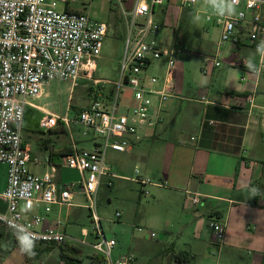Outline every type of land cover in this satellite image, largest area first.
Returning <instances> with one entry per match:
<instances>
[{"label":"built area","instance_id":"1","mask_svg":"<svg viewBox=\"0 0 264 264\" xmlns=\"http://www.w3.org/2000/svg\"><path fill=\"white\" fill-rule=\"evenodd\" d=\"M96 1L102 0H89ZM164 1L115 0L113 6L119 8L124 29V53L112 93L103 95L104 91L97 86L104 81L93 75L109 23L93 18L86 7L72 8L71 4L78 0H0V165L5 167V184L0 192L5 205V210L0 211L1 226L17 235L32 233L36 246L69 241L86 244L58 229L65 225V219L59 214L63 209L76 206L75 196L81 194L88 202L86 208L94 225L95 238L89 245L101 253V263L131 264L135 260L133 254L112 257L116 241L103 236L96 201L99 188H111L119 178L107 164V151L126 152L132 136L161 125L164 104L173 96L176 49L152 38L166 21L162 10L155 12V7ZM198 2L204 7L201 13L208 25L203 28L204 33L211 27L217 30L212 51L202 56L203 73L221 68L223 64L240 69L243 75L264 73V56L256 51L264 40V0H238L236 14L231 17L215 15L204 0H175L178 17L181 19L184 12L191 15ZM58 3L62 5L61 10H57ZM246 50L256 56L253 72L244 64L245 60H251L244 54ZM52 80L70 82L71 86L78 80L90 81L92 100L72 119L48 113L31 100L44 95V85ZM124 89L129 93L128 104L121 105L120 94ZM244 99L248 113L260 109L264 115V97H261L262 103L257 102L258 95L253 91ZM27 107L41 111L38 128L42 131L59 125L69 129L73 125L82 128L85 139L100 140L90 150L72 146L65 155L64 167L76 171L78 179L60 182L53 169L41 174L31 170L33 164L49 165V159L41 160L23 143L22 126ZM68 133L72 136L70 131ZM134 175L132 181L141 188L151 184V179L140 176L136 169ZM140 194L149 196L145 189L140 190ZM186 195L194 204L199 202L197 195L189 191ZM55 208L57 216L49 222L48 216ZM115 216L120 217V212ZM209 227L212 242L221 245L225 225L209 221ZM81 234L85 237L88 232L82 229ZM150 236L154 234L151 232Z\"/></svg>","mask_w":264,"mask_h":264},{"label":"crops","instance_id":"2","mask_svg":"<svg viewBox=\"0 0 264 264\" xmlns=\"http://www.w3.org/2000/svg\"><path fill=\"white\" fill-rule=\"evenodd\" d=\"M213 45L214 41L210 45L211 51ZM243 52L252 63L256 62L253 52ZM174 79L173 76V96L163 107L164 122L132 136L131 146L126 152L108 150L106 157L108 152L126 154L132 165L138 163L140 176L151 179V184L142 188L137 184L139 191L152 190L155 206L165 208V215L157 218L162 221L160 228L172 233L173 213H186L187 218L178 222L176 232L192 233V241L187 249L173 252L171 259L162 258V251H159L154 258L142 262L137 257L138 247L132 242V250L127 253L135 255L131 264H264V115L260 109L248 113L244 99L255 91L257 102L262 103L264 73L259 76L243 75L235 69H228L223 75L222 88L210 99L207 98L208 91L203 89L196 96L182 98L178 80ZM31 103L37 105L34 100ZM63 129L61 133L64 132L66 137H61V141L54 144L56 150L64 151L68 147L71 150L72 146L90 150L100 143L99 139L92 141L84 138L91 147L82 148L80 141ZM32 154L41 160L49 159V151ZM64 157L58 164L49 161L47 166L33 164L30 168L39 174L53 169L56 180L60 182L78 179L76 171L64 167ZM106 160L111 171L119 177L112 187L117 180L136 184L132 181L133 177L122 174V166L119 169L114 167L118 157ZM4 184L3 166L0 192ZM121 188L122 185L117 184L116 190ZM186 191L197 195L199 202L194 204ZM76 204L75 208L83 206ZM4 210L5 205L0 199V211ZM56 214L55 208L48 221L53 222ZM122 215L120 212V217ZM66 217L64 228L70 222L66 221ZM209 221L225 225L221 245L212 242ZM100 228L102 231L101 225ZM15 236L17 234L0 225V264H27L26 254ZM127 254H118L116 258Z\"/></svg>","mask_w":264,"mask_h":264},{"label":"rangeland","instance_id":"3","mask_svg":"<svg viewBox=\"0 0 264 264\" xmlns=\"http://www.w3.org/2000/svg\"><path fill=\"white\" fill-rule=\"evenodd\" d=\"M114 4L115 0L96 2L78 0L77 3L71 4L72 8L82 9L86 7L93 18L105 20L110 25L109 32L102 42L101 53L96 60V71L93 75L95 79L104 81L97 86V88L104 91L103 95L112 93L113 83L118 80L124 53V29L119 19V8L114 7ZM61 9L62 5L58 3L57 10ZM159 10L164 12L166 21L152 38L157 42L172 45L176 49L173 76L175 81L178 80L180 86L179 95L182 98L193 97L198 94L200 89H203V91H208L207 98L210 99L222 88L224 72L228 69L234 71V69L223 64L221 68L209 70L206 74L202 71L204 66L202 56L211 52L210 45L217 38L215 28H209L207 34L203 31V28L208 26L201 13L204 11V7L200 2L193 6L192 14L186 26L181 24V19L178 17V7L175 0H165L161 6L155 7L156 13ZM194 16H199V20H194ZM164 17L162 16V19ZM235 70L241 73L240 69L235 68ZM91 85L90 81L78 80L75 86H71L70 82L52 80L44 85V95L34 100V102L44 111L54 113L58 117L67 116L72 119L80 107L88 105L92 100L93 89ZM128 98L129 93L124 89V93L120 94L121 105L128 104ZM33 109L30 107L27 109L28 120L22 126L23 142L31 153L48 151L44 148L43 142L48 141L53 145L57 144L61 141V137L65 139L66 134L61 133V131H42L38 129L32 122V118L35 115L42 114L40 110ZM65 130L67 133L70 131L73 138L80 141V147H91L89 142L84 141L81 127L70 125L69 129L66 127ZM143 145L141 146L142 149ZM113 157L114 160L116 157L119 158L117 163H114V167L119 169L122 166L124 169L122 174L132 178L135 176V169L140 172L141 167L139 164L132 165L126 154L108 152L106 157L108 161L112 160ZM2 178L3 166L0 165V182ZM117 184H121L122 188L116 190ZM139 188L137 184L132 182L117 180L114 187L107 189L103 186L97 195L96 213L100 218L103 236L106 239L114 238L116 240L112 257L116 259L118 254H127L132 250L130 246L133 242L138 247L137 257L139 262L154 258L159 251H162V258L171 259L173 258V252L177 253L179 250H185L191 244L192 233L176 232L178 222L185 220L188 214L181 215L179 211L174 212L171 216L174 220L173 232H164L160 228L162 221L157 218L165 215V208L155 206L156 202L153 199L152 190L149 189L150 195L146 197L140 194ZM74 201L83 206L63 209L62 214H59L60 218L64 220L63 218L67 216L66 221L70 222L65 228L59 226L58 229L79 240H84L86 244L69 241L61 245L35 246V248L43 249V251L37 259L26 256L27 264H37L39 261L43 264H60L61 261H63V264H97L98 261H102L101 253L95 251L89 245L94 242V225L90 211L84 207V205H88V202L81 194H77ZM116 211L122 212V217H116ZM118 223L121 225H118ZM82 229L87 230V236L84 237L81 234ZM151 232L154 234L153 237L150 236ZM17 236L15 237L17 238ZM61 247L67 250L64 253L65 258L62 257V252H60ZM195 264H198V262Z\"/></svg>","mask_w":264,"mask_h":264},{"label":"clouds","instance_id":"4","mask_svg":"<svg viewBox=\"0 0 264 264\" xmlns=\"http://www.w3.org/2000/svg\"><path fill=\"white\" fill-rule=\"evenodd\" d=\"M238 0H204V4L211 9V11L220 17H231L236 14V4ZM194 20H199V16H194ZM256 51L264 56V40L258 45ZM245 67L253 72L256 65L252 61L245 60ZM17 241L22 251L28 254H34L33 249L35 247V237L30 232H25L22 235L17 236Z\"/></svg>","mask_w":264,"mask_h":264},{"label":"trees","instance_id":"5","mask_svg":"<svg viewBox=\"0 0 264 264\" xmlns=\"http://www.w3.org/2000/svg\"><path fill=\"white\" fill-rule=\"evenodd\" d=\"M189 19H190V13L189 12H184L183 13V15H182V17H181V24H183V25H187L188 24V21H189ZM29 107H27L26 109H25V113H24V122H26L27 120H28V116H27V109H28ZM72 108H74V107H72ZM34 110V109H33ZM37 112V111H36ZM42 114V113H41ZM39 115V114H38ZM34 116V118H32V122L34 123V125L38 128V119L40 118V116L41 115H39V116ZM23 122V123H24ZM39 129V128H38ZM63 129V127L60 125V126H58V127H56V128H54V129H51V130H55V131H61ZM51 130H49V131H51ZM64 130V129H63ZM24 143V142H23ZM44 143V148L45 149H47L48 151H49V161H51V162H53L54 164H58V161L61 159V157H63V156H65V155H67L69 152H70V148L68 147V148H66V150H64V151H61V150H56V149H54V145L53 144H51L50 142H48V141H45V142H43ZM25 144V143H24ZM11 231V230H10ZM13 232V231H12ZM16 234V233H15ZM51 246V245H50ZM68 248V247H67ZM74 250V249H73ZM42 251H43V249H38V248H35L34 247V249H33V253L34 254H28V253H25L26 254V256L27 257H31V258H33V259H37L39 256H40V254L42 253ZM67 250H66V248H64V247H61L60 248V252H62V257L63 258H65L64 257V253L66 252ZM70 259V258H69ZM71 260V259H70ZM72 261V260H71ZM98 263L99 264H102L101 263V261L99 262L98 261Z\"/></svg>","mask_w":264,"mask_h":264}]
</instances>
